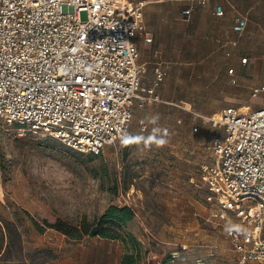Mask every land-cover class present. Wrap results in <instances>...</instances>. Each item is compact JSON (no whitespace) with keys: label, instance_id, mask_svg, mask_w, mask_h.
I'll return each mask as SVG.
<instances>
[{"label":"rangeland","instance_id":"obj_1","mask_svg":"<svg viewBox=\"0 0 264 264\" xmlns=\"http://www.w3.org/2000/svg\"><path fill=\"white\" fill-rule=\"evenodd\" d=\"M175 10L162 1L144 12L167 37L168 54L162 59L148 49L157 46L154 33L151 44L138 43L139 58L147 60L142 84L151 86L158 63L164 74L155 87L158 99L136 105L130 121L133 136L146 137L156 126L150 117L159 114L158 126L169 139L165 146L125 145L117 139L92 153L0 123V224L10 223L9 231L0 232V264H119V239H75L51 226L57 219L74 225L93 220L112 203L134 209L124 229L147 249L146 264H252L240 260L226 236L232 221L214 215L206 188L190 178L198 176L210 157L208 145L220 132L206 117L232 104L256 108L264 104V93L252 96L249 86L236 81L228 71L229 54L198 61L195 26L175 22ZM161 15L170 18L160 20ZM79 16L85 18L86 11ZM175 43L183 55L175 52Z\"/></svg>","mask_w":264,"mask_h":264},{"label":"built area","instance_id":"obj_2","mask_svg":"<svg viewBox=\"0 0 264 264\" xmlns=\"http://www.w3.org/2000/svg\"><path fill=\"white\" fill-rule=\"evenodd\" d=\"M145 2L0 0V123L92 153L133 136L134 107L158 99L155 87L164 74L158 63L151 86L142 84L146 65L139 61L135 37L152 39ZM215 13H223L221 5ZM246 24L244 16H236L232 28L240 32ZM260 92L264 84L251 94ZM206 119L221 131L190 180L206 188L205 200L217 218L247 230L226 231L240 260L264 264V104L227 105Z\"/></svg>","mask_w":264,"mask_h":264},{"label":"crops","instance_id":"obj_3","mask_svg":"<svg viewBox=\"0 0 264 264\" xmlns=\"http://www.w3.org/2000/svg\"><path fill=\"white\" fill-rule=\"evenodd\" d=\"M162 1L175 7L176 10L172 17L175 22L184 26L189 23L195 26L194 34L197 36V49H201L197 51L196 59L198 61L215 53L229 54L230 64L232 65L230 67L233 68V74L239 84L249 86L251 91L254 86L264 84L263 0H204L203 3L195 2V0H146L143 12L149 11L152 5ZM217 4L221 5L222 14L215 13ZM187 7H191L188 14L184 12ZM236 16H244L247 20L245 28L240 32L232 28ZM168 18L170 16L161 15L159 17L160 20ZM144 20L146 30L151 33L152 39L146 41L142 36L136 35V44L140 43L143 46L151 44L154 33L158 37L157 46L153 45L148 47V49H151L153 54L154 51L159 52L160 58H166L168 54L166 51L167 37L161 34L159 28L154 27L146 20L145 14ZM185 31L184 35L186 38L184 37L183 40H187L190 37L189 31ZM170 42L174 43V40L172 39ZM174 46L175 52L183 55L182 50H177L176 43ZM239 53H245L243 55L247 57L245 62L241 61L242 56L240 57ZM139 61L145 63V65L147 63V60H141L140 58ZM183 103L191 105L190 101H184ZM189 106H186V108H190ZM219 131L221 130L219 129Z\"/></svg>","mask_w":264,"mask_h":264},{"label":"trees","instance_id":"obj_4","mask_svg":"<svg viewBox=\"0 0 264 264\" xmlns=\"http://www.w3.org/2000/svg\"><path fill=\"white\" fill-rule=\"evenodd\" d=\"M134 209L127 205L109 204L105 210L93 220L83 218L78 224L57 219L51 226L61 230L71 238L81 239L85 235L100 236L109 239H119L123 244V251L119 264H146L143 261L147 249L131 231L125 230L124 225L134 217ZM10 230V223L3 220L0 232ZM1 251V244H0Z\"/></svg>","mask_w":264,"mask_h":264},{"label":"clouds","instance_id":"obj_5","mask_svg":"<svg viewBox=\"0 0 264 264\" xmlns=\"http://www.w3.org/2000/svg\"><path fill=\"white\" fill-rule=\"evenodd\" d=\"M160 120L159 114H155L152 117H150V122L153 125H156L152 128L151 134L144 137V136H132V135H125L122 138V143L125 145L129 144H138V145H152L155 144L158 147H163L166 144L169 143V139L166 135L167 130L166 129H161L158 126V122ZM142 150V149H138ZM226 231L228 232H246V229H243L241 226L236 225V224H228L226 225L225 228Z\"/></svg>","mask_w":264,"mask_h":264},{"label":"bare ground","instance_id":"obj_6","mask_svg":"<svg viewBox=\"0 0 264 264\" xmlns=\"http://www.w3.org/2000/svg\"><path fill=\"white\" fill-rule=\"evenodd\" d=\"M133 185V184H132Z\"/></svg>","mask_w":264,"mask_h":264}]
</instances>
